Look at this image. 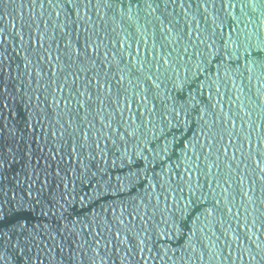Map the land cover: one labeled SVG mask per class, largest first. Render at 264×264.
<instances>
[{
	"label": "water",
	"instance_id": "1",
	"mask_svg": "<svg viewBox=\"0 0 264 264\" xmlns=\"http://www.w3.org/2000/svg\"><path fill=\"white\" fill-rule=\"evenodd\" d=\"M0 264H264V0H0Z\"/></svg>",
	"mask_w": 264,
	"mask_h": 264
}]
</instances>
